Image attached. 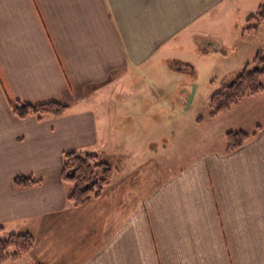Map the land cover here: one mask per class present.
Wrapping results in <instances>:
<instances>
[{"label":"crops","instance_id":"0c3cea01","mask_svg":"<svg viewBox=\"0 0 264 264\" xmlns=\"http://www.w3.org/2000/svg\"><path fill=\"white\" fill-rule=\"evenodd\" d=\"M234 2L0 0V226L35 238L28 255L7 264H264V109L252 114L240 101L215 116L223 136L255 133L241 147L209 151L166 176L155 161L134 171L127 159V172L115 168L102 195L78 208L60 177L68 151L112 166L113 135L90 105L97 95ZM51 101L68 112L19 120L10 109ZM20 175L42 183L16 189Z\"/></svg>","mask_w":264,"mask_h":264},{"label":"rangeland","instance_id":"374dc122","mask_svg":"<svg viewBox=\"0 0 264 264\" xmlns=\"http://www.w3.org/2000/svg\"><path fill=\"white\" fill-rule=\"evenodd\" d=\"M263 4L264 0H235L213 17L203 19L194 31L174 38L148 65L132 69L121 83L104 89L100 94L103 96L97 95L90 105L100 130H109L113 135L105 155L112 163L113 175L115 168L124 165L127 172V162L135 160L134 171H142L144 162L147 170L148 162L155 161L166 176L193 164L209 151L225 147L224 136L218 131L220 119L209 116L210 99L251 63L257 51L264 50V22L257 30L247 29L255 24L247 20L257 16ZM205 41L217 43L218 48H207ZM168 65L174 69L184 67L168 72ZM254 97L253 103L243 99L241 109L261 114L264 88ZM107 108L118 111L101 115V110ZM124 133L126 143L122 144L119 135ZM130 158L133 160H127Z\"/></svg>","mask_w":264,"mask_h":264},{"label":"trees","instance_id":"16d2710c","mask_svg":"<svg viewBox=\"0 0 264 264\" xmlns=\"http://www.w3.org/2000/svg\"><path fill=\"white\" fill-rule=\"evenodd\" d=\"M255 24L247 29L257 30L264 22V4L260 6L257 16L250 17L247 22ZM264 53L259 50L251 63L246 64L240 74L227 86L214 93L210 99V117L227 112L233 105L248 97H254L263 91ZM13 115L19 119L35 117L38 120L60 117L68 112V106L58 102L30 104L15 102L10 104ZM255 133L229 131L225 134V151L231 152ZM61 181L66 186V201L73 208H78L92 199H98L113 177V169L92 154H82L76 151L65 152L62 156ZM41 181L31 176H16L13 186L16 189H26L41 185ZM0 226V264L16 262L28 255L34 247L35 238L30 233L5 234Z\"/></svg>","mask_w":264,"mask_h":264},{"label":"water","instance_id":"95a60500","mask_svg":"<svg viewBox=\"0 0 264 264\" xmlns=\"http://www.w3.org/2000/svg\"><path fill=\"white\" fill-rule=\"evenodd\" d=\"M210 46H211L212 49H217V47H215L213 44H211Z\"/></svg>","mask_w":264,"mask_h":264}]
</instances>
